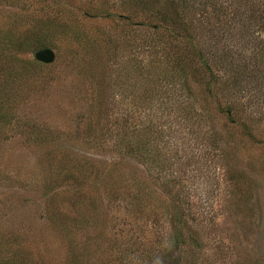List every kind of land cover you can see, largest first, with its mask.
<instances>
[{"label":"rangeland","instance_id":"1","mask_svg":"<svg viewBox=\"0 0 264 264\" xmlns=\"http://www.w3.org/2000/svg\"><path fill=\"white\" fill-rule=\"evenodd\" d=\"M202 1L225 11L217 34L201 24L204 56L230 54L240 74L217 67L215 82L192 83L201 117L187 120L160 106L171 81L150 93L135 73L161 67L141 46L148 29L133 35L114 16L134 0H0V33L51 20L107 44L83 57L55 37L49 69L15 89L0 129V236L21 237L40 264H71V252L74 264H264V0ZM60 159L88 168L57 183ZM51 208L80 228L54 224Z\"/></svg>","mask_w":264,"mask_h":264},{"label":"trees","instance_id":"2","mask_svg":"<svg viewBox=\"0 0 264 264\" xmlns=\"http://www.w3.org/2000/svg\"><path fill=\"white\" fill-rule=\"evenodd\" d=\"M134 2L138 4L134 8L136 11L132 9L130 12H125V15L114 16L119 21L125 22L133 35L141 29H148L149 39L152 40V43L141 46L148 48L150 56H158L156 61L161 67L160 74L149 72L147 67H142L135 73L140 74L144 84L150 82L151 85L147 88L150 93L154 87L153 83L171 81L173 89L170 88L167 92L170 96L158 97L161 107L169 109L170 112L182 111L181 117L187 120L201 117V113L196 111V108L201 106V104L196 106L197 100L201 103V99L196 95L197 93H193L192 83L202 82L205 74L208 79L215 82L214 71L217 67L224 66L231 74L236 71L240 74L238 59L236 62L232 55L226 54L216 62L215 53L211 49L210 55L204 56L203 54L201 24L206 17H209L213 23L212 25L207 21L210 25L209 33L217 34L215 30L221 28V24L225 22L221 19V15L225 14V11L222 12L217 6H210L209 3H204L202 0H134ZM111 14L102 13L98 16L109 18ZM247 16L248 19H256L254 10ZM59 36H65L71 41H75L78 46H82L83 57L90 55L92 51L96 57L106 53L107 44L103 41H97L94 37L90 38L73 26L58 25L52 23L51 20L39 23L32 30L23 31L13 24L6 31L0 33V129L11 124L15 118L14 103L17 92L15 89L35 80L50 67L36 62L30 55L42 49L52 48L51 42ZM210 61L213 64H210ZM191 77L193 78L192 82L190 81ZM170 98L171 101L168 100ZM227 111L230 109L227 108L224 112L227 113ZM136 151L132 150L131 152L135 153ZM65 159L59 161L62 163L59 165L61 178L60 180L57 178L59 180L57 183H61L62 178L72 179L71 168L75 172L88 168V162L84 163L83 160L77 159L75 163H64ZM64 165L70 170H65ZM73 180L80 188L75 177ZM55 182L52 180L53 184ZM81 196L83 194L78 193L76 199L73 200V205H76L80 199L84 201ZM85 199H87L86 196ZM83 206H86V203ZM78 217L81 215L78 214ZM66 218V216L63 217L61 211L58 212L55 208H51L49 211V219L54 224H58L60 221L63 230L68 231L71 228H68L69 225L73 224L80 228L78 225L81 220L74 222V219ZM87 218L89 217L87 216ZM86 222L88 221L86 220ZM86 224L88 226L89 222ZM73 256L71 252V264L76 262L73 260ZM0 264H40V261L28 253L21 237L10 234L7 237L0 236Z\"/></svg>","mask_w":264,"mask_h":264},{"label":"water","instance_id":"3","mask_svg":"<svg viewBox=\"0 0 264 264\" xmlns=\"http://www.w3.org/2000/svg\"><path fill=\"white\" fill-rule=\"evenodd\" d=\"M34 58L38 63H41L43 65H50L51 63H53L55 55L50 49H42L35 52Z\"/></svg>","mask_w":264,"mask_h":264}]
</instances>
